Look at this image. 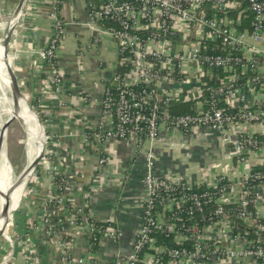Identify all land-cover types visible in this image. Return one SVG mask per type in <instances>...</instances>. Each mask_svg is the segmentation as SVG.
Listing matches in <instances>:
<instances>
[{
    "label": "built area",
    "instance_id": "obj_1",
    "mask_svg": "<svg viewBox=\"0 0 264 264\" xmlns=\"http://www.w3.org/2000/svg\"><path fill=\"white\" fill-rule=\"evenodd\" d=\"M63 3L52 0L49 19L53 30L42 52L54 94L63 92L58 52L69 25L61 15ZM237 11L239 15L246 13L248 26L230 14ZM88 14L86 27L111 37L117 44L118 58L115 78L104 88V119L94 136L102 143L135 139L148 144L141 226L130 252L115 264H217L227 259L264 264V213L258 191L264 185V170L250 168L243 173L213 175L207 189L197 192L195 185L160 177L153 152L163 131L189 134L196 128L219 133L234 151L238 164L264 149V144L258 145L256 134L248 131L249 126L258 125L264 135V100L249 107L241 96L242 89H255L251 84L256 80L232 89V82L239 79L235 66L242 71L255 68L259 73L264 61V50L259 48L264 36V0H95L89 4ZM98 43L95 38L87 47ZM214 69L231 72L223 82L225 86H208L206 79ZM174 102L192 103L193 113H174ZM223 102L235 112L227 113L219 106ZM55 141V135L47 133L41 163L53 181L57 168L51 163L48 146ZM105 161L100 160V165ZM48 195L51 203L59 204V192ZM197 214L200 220H196ZM194 220L196 223H187ZM67 221L75 228V235L58 236L56 264H101L96 257L103 240L118 242L122 238L112 219L96 222L77 211ZM233 223H239L244 232L235 233ZM252 231L261 238V245L249 241ZM157 232L166 237L173 234L178 246L158 244L154 238ZM79 235L83 236L84 255L77 257L74 252ZM4 238L13 243L10 234L5 233ZM220 239L238 247L219 245ZM24 254L32 263L37 261L30 247ZM11 259L4 256L0 264Z\"/></svg>",
    "mask_w": 264,
    "mask_h": 264
},
{
    "label": "crops",
    "instance_id": "obj_2",
    "mask_svg": "<svg viewBox=\"0 0 264 264\" xmlns=\"http://www.w3.org/2000/svg\"><path fill=\"white\" fill-rule=\"evenodd\" d=\"M92 2L95 0H64L62 5L61 15L69 22L58 52L62 94L52 92L42 56L53 30L49 19L52 0H27L20 25L14 31L11 50L15 74L47 133L55 135L56 141L49 144L48 151L57 170L54 181L41 166L36 171V180L8 225L13 243L0 242V262L4 256H11L8 264H56L59 253L56 240L58 236L75 235V228L67 220L82 211L84 218L96 222L114 220L122 232L118 242L103 240L96 257L101 264H115L130 252L141 226L148 144L135 139L102 143L94 136L104 119L101 100L104 88L115 78L118 58L116 42L109 36L95 37L85 25L89 22L88 9ZM238 11L233 18L248 26L246 13L239 15ZM95 38L99 43L87 47ZM259 48L264 50V36ZM259 73L264 75V61ZM242 94L243 104L249 107H256L264 100L263 89L244 88ZM177 103H188L193 110L190 102ZM248 131L262 134L258 125L249 126ZM153 152L160 177L192 185H208L213 175L243 173L264 163V149H259L249 156L248 162L238 164L234 151L222 141L220 134L205 128H196L189 134L163 131ZM102 159L106 161L100 165ZM52 191L60 192L59 204L49 201L48 194ZM258 191L264 213V185ZM161 221L167 227L166 218L162 217ZM77 237L74 254L78 257L84 255V243L82 235ZM218 244L238 247L228 240ZM26 247L35 251L37 261L32 263L25 258ZM217 264L253 263L227 259Z\"/></svg>",
    "mask_w": 264,
    "mask_h": 264
},
{
    "label": "bare ground",
    "instance_id": "obj_3",
    "mask_svg": "<svg viewBox=\"0 0 264 264\" xmlns=\"http://www.w3.org/2000/svg\"><path fill=\"white\" fill-rule=\"evenodd\" d=\"M12 67L13 55H6L5 45L0 44V231L12 221V213L20 206L26 180L18 183L14 169L9 159L7 147V132L11 124L20 119L25 125L28 134L27 142V166L37 159L44 140L43 132L37 123L35 115L31 112L26 100H19L15 96L7 72V64ZM4 211L8 212V218Z\"/></svg>",
    "mask_w": 264,
    "mask_h": 264
},
{
    "label": "trees",
    "instance_id": "obj_4",
    "mask_svg": "<svg viewBox=\"0 0 264 264\" xmlns=\"http://www.w3.org/2000/svg\"><path fill=\"white\" fill-rule=\"evenodd\" d=\"M246 7V6H245ZM231 15H233L234 17L236 16L235 12H230ZM235 70H237V74L239 75V79H237L235 82H232L233 84V90L236 89H240L242 88L244 85H246L248 82L249 84H251V82L255 79L256 81H253V83L251 84L253 88L255 89H261L264 88V75L258 73V71L255 68H249L246 71H242L241 67L235 66ZM119 72H123L122 70H120ZM231 75V72L229 71H223L222 69H214L212 72V75L209 76L206 81L208 82V86L212 89H217L219 88L221 85H224V81L226 80V78ZM251 81V82H250ZM225 86V85H224ZM225 98V95H224ZM219 106L223 107L225 109V111L227 113H234L235 110L229 108V106L227 104H225V102L221 103ZM172 110L174 113L176 114H190L193 113V110L191 108V106L188 103H181L178 104L177 102L172 103ZM42 120V118H41ZM43 121V120H42ZM256 140L258 145H262L264 144V135H256ZM254 171H263L264 170V163L257 165L256 167H253ZM36 177V174H35ZM196 186V191L197 192H201L206 190V185H195ZM60 194V192H59ZM166 216H169V212H166ZM181 217L184 219V215L182 214ZM201 215L197 214L196 215V220H200ZM236 222V221H234ZM187 223H196L195 220L193 222H187ZM198 224L203 226L206 225L204 223H200V221H198ZM239 226H241L239 223H233V230L235 233H243L244 230L242 228H240ZM173 234H170L169 237H166V234H164L163 232H157L156 234H154V238H156L157 243L158 244H164L170 247H175L178 246V244H176L173 241ZM248 239L249 241L253 242L254 245H261V238H259L256 234H254V232H250L248 235ZM144 254L141 255V258L143 257ZM256 264H262L261 262H256Z\"/></svg>",
    "mask_w": 264,
    "mask_h": 264
},
{
    "label": "water",
    "instance_id": "obj_5",
    "mask_svg": "<svg viewBox=\"0 0 264 264\" xmlns=\"http://www.w3.org/2000/svg\"><path fill=\"white\" fill-rule=\"evenodd\" d=\"M10 1L11 0H0V44L5 45L6 55H9L8 50H9V46L11 45V41L14 37L15 28L18 25V22L21 21V19H22L21 16L23 15L24 6L27 2V0H20L17 7L12 12V10L9 9ZM94 36L99 38L100 32L95 31ZM5 64H7V72L10 76L11 85L14 89L16 98L18 99V101L22 100V99L26 100V98H25V96L21 90V87H20L17 75L15 74L14 68H12L6 61H5ZM26 102H27L31 112L35 115V117L37 119V123H38L39 127L41 128V130L43 132V136H44L42 148L39 152L37 159L34 161V163L32 165L27 166L22 171L21 178L18 180V183H19V182H22L23 179H27L26 180V185H27L28 180L31 177V175L39 169V167L41 166V163L45 159V152H46V148H47V143H46L47 131H46L45 125H44L43 121L41 120L40 116L37 115V113L35 111H33L32 107H30L27 100H26ZM7 134H8V132H7ZM0 145H1V142H0ZM4 213H5V217L8 218V212L4 211ZM12 218H13V213H12ZM239 227L242 228V226H239ZM6 229H7V226H5L0 231V239L6 233Z\"/></svg>",
    "mask_w": 264,
    "mask_h": 264
},
{
    "label": "rangeland",
    "instance_id": "obj_6",
    "mask_svg": "<svg viewBox=\"0 0 264 264\" xmlns=\"http://www.w3.org/2000/svg\"><path fill=\"white\" fill-rule=\"evenodd\" d=\"M19 2H20V0H11L10 1L9 4L12 7L11 8L12 12L15 10V8L17 7ZM20 22L21 21L18 22V25L16 26L15 30L18 29ZM8 53L10 55H13V52L11 50V45L9 46ZM12 68H14V62H13ZM29 105H30V107H32L33 111L36 112V110L33 108V106L30 103H29ZM37 115H39V114L37 113ZM0 125H1V115H0ZM6 142H7V147H8L9 159H10L12 167L14 169L15 176L17 179H20L22 171L27 167L26 153H27V147H28L27 146L28 134H27V130L25 129V125H24L22 120L17 119L11 124V126L8 130ZM35 174H36V172H34L31 175V177L29 178L28 183L26 185V189L24 190L23 197L27 195V193L30 190L29 186L32 183H34V181L36 180ZM9 230H10V228L7 227L6 234H9ZM3 240H5L4 236L0 239V242ZM6 242L10 243L9 241H6Z\"/></svg>",
    "mask_w": 264,
    "mask_h": 264
}]
</instances>
